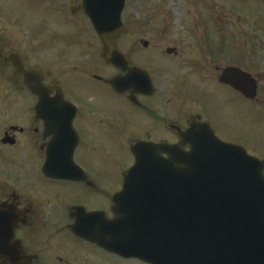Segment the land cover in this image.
<instances>
[{"label":"flooded vegetation","instance_id":"af4514ba","mask_svg":"<svg viewBox=\"0 0 264 264\" xmlns=\"http://www.w3.org/2000/svg\"><path fill=\"white\" fill-rule=\"evenodd\" d=\"M81 8V0H0V264H146L86 238L114 231L107 222L120 209L116 198L134 164L133 141L175 146L197 122L264 161V139L255 141L264 136V64L254 61L262 50L251 49L248 38L240 69L255 95L246 99L219 83L222 70L236 63H202L183 41L171 56L162 44H141L125 12L126 30L114 43L122 68L106 64ZM155 51L169 63L181 61L158 68ZM140 68L149 76V92L140 93L132 80ZM114 77L121 78L119 94L110 85ZM163 174L134 178H154L147 183L152 191V184L162 187L157 177ZM140 186L135 181L130 194L143 192ZM260 232L264 244V228ZM118 236L123 246V233ZM168 237L181 239L178 251L167 254L177 259L170 264H234L238 258L237 247L222 249L215 241L201 253L185 250L182 230L170 228Z\"/></svg>","mask_w":264,"mask_h":264},{"label":"water","instance_id":"95a60500","mask_svg":"<svg viewBox=\"0 0 264 264\" xmlns=\"http://www.w3.org/2000/svg\"><path fill=\"white\" fill-rule=\"evenodd\" d=\"M81 1L83 11L103 46V57L110 54L112 59L107 62L118 68L121 61L114 52L113 43L124 30L121 15L125 0ZM223 73L221 83L232 86L246 97L255 94L253 88L246 83L249 76L238 69L228 68ZM111 84L119 91V78L111 81ZM142 86L145 85L142 83ZM187 138L191 146V151L187 154L177 146L132 144L131 153L134 154L136 165L127 174L158 170L160 163V170H181L182 187L177 186L179 183L175 182L174 175L167 174L161 178L167 181L166 190L158 192H162L163 197L150 200L147 191L139 193L136 197L143 202L138 201L137 204H144L145 207L135 211L124 209L119 213V222L123 226L146 221L166 224L173 222L178 228H182L187 238L186 249L189 251L208 249L213 246L208 243L215 241V246L222 249L237 247L234 255L238 258L234 264H264L263 235L260 232L264 228V163L249 158L242 148L222 143L213 134L196 135L195 130L191 129L183 136L184 140ZM162 154H167L168 158L158 161V156ZM151 164L155 166L154 169L150 168ZM135 181L128 179L126 184L130 185ZM129 192L130 188L127 187L118 203L130 200ZM117 222H112V225L115 226ZM168 229L165 226H153L152 234L149 235L152 241L140 245H134L132 241L126 247L130 250L129 254L151 264H168L170 260L165 255L172 250L170 240L166 237ZM147 230L149 228L140 229V238L147 236L144 234ZM126 233L132 235V231L125 230L124 234ZM106 235L107 238L103 240L105 245L111 248V243H115L113 249L118 251L117 243L110 239L109 233ZM89 237L95 242H101L94 233H90ZM172 244L175 245L173 241ZM176 260L173 259V262Z\"/></svg>","mask_w":264,"mask_h":264},{"label":"rangeland","instance_id":"374dc122","mask_svg":"<svg viewBox=\"0 0 264 264\" xmlns=\"http://www.w3.org/2000/svg\"><path fill=\"white\" fill-rule=\"evenodd\" d=\"M264 0H127L125 14L130 15L138 33V38L157 46L182 47L197 45L213 55L223 51L224 55L246 57L248 40L253 46L261 49L254 61L264 64V35H254L259 28L264 33ZM262 2V3H261ZM262 13H261V12ZM261 25V26H260ZM262 31V32H261ZM257 32V33H258ZM243 36V37H242ZM163 48V49H164ZM190 49V48H189ZM245 52V56L241 53ZM156 65L172 69L157 51ZM223 54L215 55L217 60H225ZM202 63L203 61L195 57ZM240 60V59H237ZM243 63H246L242 60ZM225 66V62L221 63ZM179 74H183L182 71ZM185 75H188L186 72ZM197 78V75H196ZM168 77H165L167 80ZM198 80V79H197ZM264 136L257 135V145L262 143Z\"/></svg>","mask_w":264,"mask_h":264}]
</instances>
